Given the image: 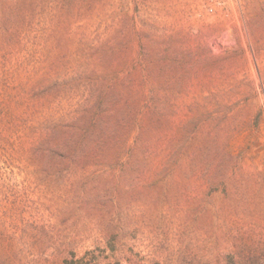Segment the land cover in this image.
I'll return each instance as SVG.
<instances>
[{
    "label": "rangeland",
    "instance_id": "374dc122",
    "mask_svg": "<svg viewBox=\"0 0 264 264\" xmlns=\"http://www.w3.org/2000/svg\"><path fill=\"white\" fill-rule=\"evenodd\" d=\"M0 17L14 264L264 250V0H0ZM67 142L73 175L49 165Z\"/></svg>",
    "mask_w": 264,
    "mask_h": 264
},
{
    "label": "trees",
    "instance_id": "16d2710c",
    "mask_svg": "<svg viewBox=\"0 0 264 264\" xmlns=\"http://www.w3.org/2000/svg\"><path fill=\"white\" fill-rule=\"evenodd\" d=\"M8 27L6 22L3 21L2 17H0V32L7 33ZM59 150L61 153L65 154V157L58 160V162L53 165L49 164L53 167L54 170L58 172L65 171L68 175H73L76 167L82 161L81 156L83 155V148L81 146L75 145L74 143L67 142L60 146ZM7 167H11L13 165L9 161L3 162ZM0 169L2 167L0 166ZM10 176L8 173L5 177ZM72 178V177H70ZM82 181H86L85 179H81ZM14 184H10L8 180L5 178L0 180V191L3 190H11ZM86 186V185H85ZM84 186V187H85ZM84 199V198H83ZM77 249L74 248L70 250V254H59L54 256L51 259L44 260V264H133L131 260H123L121 259H112L110 258H100L95 256L92 251H85L82 255L78 256ZM259 253L258 250L248 251L244 254L243 251L238 253L235 257L226 256H218L214 259L212 264H264V250ZM0 264H14L11 260V255L8 249L0 244Z\"/></svg>",
    "mask_w": 264,
    "mask_h": 264
}]
</instances>
